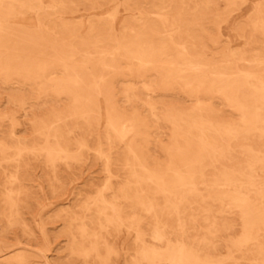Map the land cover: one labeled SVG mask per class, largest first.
<instances>
[{"label": "rangeland", "instance_id": "rangeland-1", "mask_svg": "<svg viewBox=\"0 0 264 264\" xmlns=\"http://www.w3.org/2000/svg\"><path fill=\"white\" fill-rule=\"evenodd\" d=\"M0 264H264V0H0Z\"/></svg>", "mask_w": 264, "mask_h": 264}, {"label": "bare ground", "instance_id": "bare-ground-1", "mask_svg": "<svg viewBox=\"0 0 264 264\" xmlns=\"http://www.w3.org/2000/svg\"><path fill=\"white\" fill-rule=\"evenodd\" d=\"M151 61V60H150ZM172 62V61H171ZM156 63V62H155ZM189 66V65H188ZM199 66H200V64H199ZM191 69V68H190ZM198 71V70H197ZM195 75H197V74H195ZM205 125V124H204ZM119 128H121V127H119ZM209 128V127H208ZM112 129H113V127H112ZM123 130V129H122ZM117 135V134H116ZM121 138V137H120ZM205 139V138H204ZM58 150V149H57ZM169 151V150H168ZM177 151V150H176ZM179 152V151H178ZM172 156V155H171ZM175 159H176V157H175ZM196 162V161H195ZM194 163V162H193ZM182 168V167H181ZM169 171V170H168ZM176 172V171H175ZM174 172V173H175ZM183 172V171H182ZM178 173V172H177ZM176 173V174H177ZM170 176V175H169ZM185 176V175H184ZM191 176V175H190ZM166 177V176H165ZM161 179V178H160ZM163 180V179H162ZM106 183V182H105ZM165 184V183H164ZM167 184V183H166ZM181 184V183H180ZM104 188V187H103ZM162 188V187H161ZM171 189V188H170ZM123 191V190H122ZM174 192V191H173ZM99 202V201H98ZM81 216V215H80ZM132 220V219H131ZM122 223V222H121ZM127 225V224H126ZM131 225V224H130ZM133 228V227H132ZM151 237V236H150ZM179 254V253H178Z\"/></svg>", "mask_w": 264, "mask_h": 264}]
</instances>
